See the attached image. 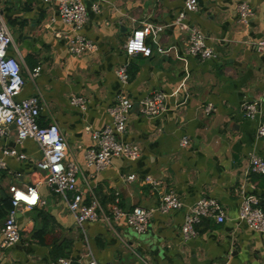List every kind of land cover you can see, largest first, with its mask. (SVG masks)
Masks as SVG:
<instances>
[{
	"label": "crops",
	"instance_id": "1",
	"mask_svg": "<svg viewBox=\"0 0 264 264\" xmlns=\"http://www.w3.org/2000/svg\"><path fill=\"white\" fill-rule=\"evenodd\" d=\"M198 2L199 10L186 12V21L206 34L216 58L186 54L188 33L172 24L184 12L185 0H85L89 19L81 32L99 49L80 56L70 54L60 37L72 26L62 21L58 2L0 0V16L14 41L9 54L26 64L20 97H42L40 123L59 124L69 142L68 160L76 158L86 172L90 169L84 153L92 145L86 127L99 130L111 121L108 107L120 91L134 101L155 91L168 95L167 110L159 116L141 115L137 105L131 112L128 131L120 139L137 144L139 157H114L92 182L105 213L112 215L116 197L127 211L137 205L156 207L170 192L184 204L167 214L155 213L144 233L124 219L88 221L79 227L66 202L42 183L49 172L37 165L42 158L37 143L28 139L18 145L10 125L9 134L0 137V157L7 162L0 169V242L12 209L6 205L11 185L41 183L38 190L45 203L18 212L21 239L9 248L0 246V264H59L60 257L71 264L93 259L97 264H264V233L239 220L243 182L248 194L255 192L260 204L264 200V179L250 168L251 153L264 159V138L257 137L258 124L264 122V53L255 46L264 37V0ZM242 2L255 9L248 25L238 20ZM97 4L100 10L94 11ZM144 22L164 29L146 39L153 47L151 56L139 53L130 58L124 45ZM126 61L130 79L122 84L115 69ZM36 66H41V73L31 80L28 69ZM74 96L87 101L85 109L72 104ZM254 100L259 101L261 114L248 119L242 104ZM208 103L215 106L210 115L204 111ZM184 136L189 139L186 147L180 144ZM9 148H18L26 158L5 155ZM131 174L135 179L127 180ZM147 175L160 185L144 183ZM78 177L83 184L84 178ZM203 197L223 204L227 219L222 223L203 219L198 235L185 240L184 218Z\"/></svg>",
	"mask_w": 264,
	"mask_h": 264
},
{
	"label": "built area",
	"instance_id": "2",
	"mask_svg": "<svg viewBox=\"0 0 264 264\" xmlns=\"http://www.w3.org/2000/svg\"><path fill=\"white\" fill-rule=\"evenodd\" d=\"M43 1L46 3L58 2L62 21L72 26L70 32H64L60 36L67 43L70 54L80 56L98 51V44L81 32L89 19L85 0ZM93 10H100L98 4L93 7ZM198 10V0H185L184 12L179 13L172 24L181 31L188 33L186 54L201 59L216 58L218 54L208 44L206 34L198 26L186 21V12ZM237 12L239 22L248 25L255 14V9L248 3L242 2L238 5ZM50 25V23L46 24V26ZM163 29V25L152 22H144L142 26L135 28L124 45L127 56L132 58L139 53L144 56H151L153 47L146 42V39L149 35L157 36ZM13 43L12 34L0 16V137H6L9 134L10 125H14L18 145L28 139L37 143L42 153V158L37 162V165L49 172L42 183H45L53 193L59 195L66 202L79 227H84L88 221L110 222L111 219H124L135 231L144 233L155 213L167 214L171 210L180 209L184 206L181 198L174 192L164 194L156 207L137 205L128 211L120 206V197H116L111 205L112 215L109 216L105 213L92 184L98 174L111 164L114 157L124 156L131 160L139 157V146L134 142L122 141L120 137L127 133L129 118L136 105L139 113L149 118L164 113L167 110L168 95L166 93L155 91L138 101H134L124 90L120 91L116 102L108 107L111 121L99 130L91 126L86 127L92 139V145L84 153L85 165L90 169L89 172H86L76 158L73 157V160H68L69 142L59 124L56 121L47 125L40 123L42 97L40 95L20 97L26 83L23 74V67L26 64L23 60L15 57L16 55L9 54L10 46ZM255 46L258 52L264 53V37L256 42ZM158 51H165V49L158 47ZM129 65L130 61H126L115 69V73L122 84H127L130 79ZM40 73L41 66L28 69L31 80L38 78ZM71 102L83 109L87 105V101L82 97L74 96ZM242 110L248 119H257L261 114L258 100L244 102ZM204 111L205 114L210 115L215 111L214 104L208 103ZM257 137L264 138V122L258 124ZM180 144L186 147L189 144L188 137H182ZM4 154L14 155L20 159L27 156L19 152L18 148L6 149ZM6 166L7 162L3 157H0V169H4ZM250 168L252 172L264 174V159L256 153H251ZM79 175L84 178L83 184L79 182ZM126 179L134 180L135 175L131 174ZM143 182L156 188L161 181L147 175ZM39 184H29L24 187L11 185L9 187L12 209L2 227V240L0 242L2 248L12 247L21 239V230L17 220L18 212L23 208L31 209L45 203L39 194ZM250 185L251 188L255 189L253 184ZM245 187L246 183L243 182L240 186L242 199L239 220L250 229L264 233V210L260 207V199L255 192L248 194ZM207 218H212L218 223L227 219L223 204L211 197H203L190 207L181 226L183 238L190 240L196 237L198 225ZM58 261L59 264H71V260L66 257H60ZM87 264H97V262L93 259Z\"/></svg>",
	"mask_w": 264,
	"mask_h": 264
},
{
	"label": "trees",
	"instance_id": "3",
	"mask_svg": "<svg viewBox=\"0 0 264 264\" xmlns=\"http://www.w3.org/2000/svg\"><path fill=\"white\" fill-rule=\"evenodd\" d=\"M136 71H137V69L135 70V71H131V76L132 77H134L135 76V73H136ZM261 177H262V179H264V174H261ZM6 205L8 206V208H12V205H11V200L10 201H8V202H6ZM260 206H261V208L264 210V200L262 199L261 200V204H260ZM9 209V210H10Z\"/></svg>",
	"mask_w": 264,
	"mask_h": 264
},
{
	"label": "rangeland",
	"instance_id": "4",
	"mask_svg": "<svg viewBox=\"0 0 264 264\" xmlns=\"http://www.w3.org/2000/svg\"><path fill=\"white\" fill-rule=\"evenodd\" d=\"M14 37H15V39H16V36H15V34L13 35ZM16 41H17V43L20 45V40H18V38L16 39ZM20 47V46H19ZM69 195H71V194H69ZM58 196V195H57Z\"/></svg>",
	"mask_w": 264,
	"mask_h": 264
}]
</instances>
